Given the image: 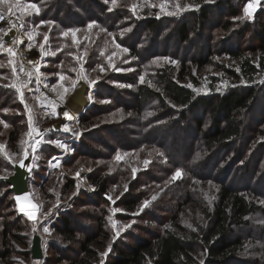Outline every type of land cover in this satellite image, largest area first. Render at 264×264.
Listing matches in <instances>:
<instances>
[{"label":"rangeland","instance_id":"1","mask_svg":"<svg viewBox=\"0 0 264 264\" xmlns=\"http://www.w3.org/2000/svg\"><path fill=\"white\" fill-rule=\"evenodd\" d=\"M97 1L107 5L111 10L116 9V11L119 10L126 15L125 18L118 20L116 29L109 31L105 29L102 23L95 20L87 22V17H92V14L87 15L84 12L89 6H91L90 11L92 13H99V9L94 3L87 6V3H89L87 0H73L70 4L74 13L69 12V8L62 7L63 13L59 16V20L57 19L58 21L45 17L41 12L39 3L19 0V4L24 9L22 13L20 8L15 7L16 0H13V11L20 17L22 16L24 22V34L22 37L24 42L18 47L14 46L17 55L11 57L16 67L17 76L12 74V65L8 63L9 55L5 53L0 56V61L4 63V67L0 68V86L5 87V85H11L17 79L19 80L18 66L21 60H30L37 56L43 60L44 85L55 84L58 80L57 73H62L70 77L71 80H76L81 71L89 80H95L96 83L89 87L83 80H80L76 89L68 93H63L62 89H59L58 92H52L47 88L45 90L46 94L43 96L41 93L44 91L41 92L35 88L31 91L21 90L23 92V102L15 97L16 100L12 98L10 104L0 105V121H3V123H0V146H3L0 147V157L4 159V163H0V176L7 174V172L14 174L15 167H20L19 161L23 159V162L29 167L20 168L26 173L28 182L27 193L36 208L35 219H28L20 211L14 193L12 191L10 193L7 192L10 186L7 188L3 183H0V241L3 237L5 223H10L9 227L6 228V240L11 249L9 255L10 264H67L68 260L63 256L64 254L59 253L60 250L67 252L69 246L76 248L77 245L71 243L66 247V242L56 232L54 226L58 217L69 211H72L73 216L75 214L79 215L75 217L79 218L76 221L78 228L75 230L78 231L76 236L80 239L86 234H94L95 228L99 223H102L107 238L99 237L97 245H94L93 248L101 258H104L105 256L102 254L112 252L114 247L118 245L122 247L124 244L133 242L136 237L147 236L151 230H157L158 223L156 224L152 221L151 214H161L160 210H166V205L174 206L176 204L175 196L172 195L173 192L175 194V191H170L169 187H172L175 182L180 180L165 184V181L169 180L175 169L181 168L169 162L171 161L169 157L175 156L176 152L172 146H169L170 141L167 140L165 142L163 140V135H157L153 130H146L144 133L141 126L143 122L139 125V120L136 119L134 114L133 93L135 87L129 80H132L138 74L137 83L140 82L139 77L141 75L144 76V81H152L154 79V70L161 66L173 64L163 60L153 63L155 57H169L177 61L178 52L181 53L188 48L190 53H192V50L196 52L197 43L193 45H178V49H174L175 39L171 38L172 35L170 33L167 34L168 29L173 25L172 21L186 19L185 15L188 12L197 9L196 4L189 0H116L115 4L112 3V0H108L107 3L104 0ZM205 1L210 6L212 5V8L218 4V0ZM238 1L240 2V0ZM242 1L244 3L241 5L240 14L237 17L244 15L243 7L247 0ZM29 3L37 5L38 14L28 8ZM261 3L264 4V0H261ZM161 4L164 5L163 8L160 7ZM189 5L195 7L188 8L187 6ZM212 8L208 15L210 23L204 22L199 25L198 41H201V45L197 54H200L209 64L197 72L199 86L194 91L203 95L220 91L226 86L234 84L235 80L231 78L232 75L227 73L225 69L236 70L237 61L227 56V52H240L244 53L245 56L251 55L249 51L251 47L248 46L250 35L245 32L242 33L244 36H238L241 30L235 25L237 20H232L234 26L230 29L237 30L236 34L222 30L221 25L225 22L227 15L226 6L222 5L219 11ZM0 9L7 11V6L0 5ZM262 9L264 10V7L257 8L252 19L245 18L242 20L252 23L256 18L257 12ZM169 13L174 14L170 15ZM77 17L79 18L78 20ZM131 18L137 24L138 21L143 23L146 19H155L161 24L160 33L162 34L156 39L153 46H150V48L146 43L143 45L145 49L149 48L150 55L142 63L140 72L134 67L136 60L130 57L129 47L132 46L133 42L128 41V35L136 27V23L132 22ZM63 20H67V24L75 22V25L61 26L59 22ZM41 21H52L53 23L41 25ZM91 22H95V24L92 28H89L88 25ZM190 23H192L191 20ZM36 25L40 26L36 28ZM196 28H198V25ZM69 29H79L75 33L77 43H73L71 33L67 37L62 35L64 31ZM125 29L131 30L125 31ZM27 31L37 33L31 42L33 48L30 51L27 48L29 40L25 35ZM45 33L48 35L47 42L44 41ZM147 38L148 34L146 33L145 40ZM42 43L44 44V51L55 52L56 54L54 56L51 54L43 55L39 47ZM117 44L127 48L128 52H122L120 48L116 47ZM101 51H103L104 55L100 54ZM109 57H111V64ZM125 60L128 63H125ZM175 64H178V62ZM111 65H115V68L122 70L116 71ZM98 66H103L105 70L101 71ZM129 68L133 70L123 71V69ZM72 69L76 70L72 71ZM63 83L65 87L70 85L68 80ZM119 85H131V87H120ZM82 87H85L83 93L84 105L81 104L82 106L79 108L75 95H78ZM8 88L14 89L11 86ZM61 93H63V99H61ZM89 93L92 94L93 101L88 100ZM103 100L110 101V103L99 102ZM25 105L31 110V127L29 126V111ZM91 105L92 107H90ZM5 109H7L6 112L4 111ZM153 109V111L157 110L155 107ZM85 110H87L86 113L84 112ZM64 111H68L75 119L64 118L62 115ZM149 111L151 112L152 109L150 108ZM81 112L85 114L82 119L86 122L83 124L80 123L81 118H78ZM128 113H131V115H128ZM192 117L193 115L187 116L192 128L191 132H188L189 137L199 140L200 135L194 129V122H192L194 119ZM197 117L207 119L204 129H208L209 116L207 114H197ZM246 117V124L249 128L246 132V139L240 145L247 148L248 151L255 148L257 143L264 141L262 140L264 137H261V139L258 137L257 141L251 143L252 145L255 142L252 146L250 145L251 148L248 142V136H252L248 134L250 127H254V134L258 131H264V101L260 109H256ZM87 120L89 121L87 122ZM5 124L8 126L5 127ZM65 124L70 128L69 132L62 131V127ZM147 126L149 129V124H145L144 128ZM77 132L81 133L78 137L75 135ZM8 136L9 140L16 138L15 141H7ZM51 136H53L52 140L66 143L74 151L66 152L54 144L46 143L51 141L48 140V137ZM123 136L128 139L125 146L121 144L123 142L121 137ZM41 137L43 138L41 139ZM35 141L40 142L35 143ZM44 143L51 144L54 147L55 154L48 156L47 153H43L41 148ZM33 145L36 148L35 152L32 151ZM141 149L143 150L141 151ZM155 149L165 154L168 163H161L162 157ZM201 149L199 146H195L193 156L190 157L189 161L188 159L186 161L189 162L190 170L198 175L199 183L205 184L207 188L205 190L202 188L192 189L191 196L199 207H210L214 195L211 192V186H209L208 181H219L215 178L214 169L218 166L222 168L232 166L234 156L229 157L227 160L225 154H222L221 157L209 155V159L208 157L202 158L204 150L202 151ZM199 150L202 152H199ZM117 151L127 152L129 155L120 161H116L114 157ZM5 153L9 154L16 163H10L5 159ZM25 155H27V159H24ZM52 157H56V160H52ZM146 159L151 161L147 168L143 164ZM57 160L60 161L59 164H57ZM204 160H206V163H204ZM207 162L209 163L207 164ZM53 165L56 166L53 167ZM29 168L31 171H29ZM133 168L138 169L135 179L132 178ZM260 168L261 171L257 177L264 175V159L260 162ZM182 170V177L186 176L185 170ZM77 172H79V176L76 175ZM93 173L112 176L111 181L113 182L107 197L111 196L116 203L125 198L123 197L125 195L124 185L127 184L128 190L126 193L132 190L133 193L138 194V199H140L138 210L127 212L116 206V203L112 204L108 198L105 202H100L94 195V186L88 180L89 175ZM159 178L163 179L160 180ZM263 184L264 182L262 183L264 192ZM121 192H123L122 196L120 195ZM153 196L156 197L154 200L152 199ZM260 198L261 201H264L262 195H260ZM146 199L151 200V204L144 208L143 211H140V206ZM160 206L164 207L161 209ZM198 206L189 205L187 209H184L185 212L180 214L181 221L188 228L192 227L194 219L199 220V216H197ZM262 206L264 207V203H262ZM115 208H119L121 211L114 212ZM156 208H160V210L157 211ZM49 209L53 210L52 213L44 217L43 214L47 213ZM133 213L138 214L133 215ZM109 217H111V220H109ZM114 222L116 223L115 228L113 227ZM129 223H131V227L120 231L117 236V231L123 225ZM250 223L251 226L244 227L238 232L246 242L247 248L242 254V259H239L234 264H264V215H254L250 218ZM43 227H48L51 235L44 233ZM34 235H38L41 239L43 257L40 260L30 257V248ZM54 247L58 251L54 250ZM68 252V254L72 255L71 250ZM198 256L201 261V252Z\"/></svg>","mask_w":264,"mask_h":264},{"label":"trees","instance_id":"2","mask_svg":"<svg viewBox=\"0 0 264 264\" xmlns=\"http://www.w3.org/2000/svg\"><path fill=\"white\" fill-rule=\"evenodd\" d=\"M29 1L39 3L43 15L55 20H59L64 7L74 13L70 4L73 0ZM189 1L195 3L197 9L188 12L185 15L187 18L182 21H172L173 25L168 29L167 34L170 33L171 38L175 39L174 49H178V45L197 43L196 52L192 50L190 53L189 48L181 53L178 52V64L158 67L154 70L152 81L145 80L143 83H137L138 74L129 80L135 87L133 93L134 114L139 120V125L143 122L141 126L144 133L146 130H153L155 134L163 135L165 142L170 141L169 146L174 148L176 154L169 157L171 160L169 162L180 166L186 172V176L175 182V186L169 187L170 191H175V194L173 192L172 195L175 196L176 204L174 206L166 205V210H160L164 207L160 206L156 210H160L161 214H151L152 221L158 223L157 230H151L147 236L136 237L133 242L124 244L122 247L120 245L114 247L112 252L104 258H101L93 248L94 245H97L99 237L107 238L102 223H99L95 228L94 234H86L80 239L76 236L78 231L75 230L78 228L76 221L79 219L75 217L79 215L73 216L72 211L60 215L54 226L56 232L66 242V247L71 243L77 245L76 248L72 246L67 248V252L71 250L72 255L60 250L59 253L64 254L63 256L68 260L67 264H201V261L203 264H234L242 259V254L247 248L246 242L238 234L239 230L251 226L250 218L254 215H264V207L260 198L262 195L264 199L262 189L264 175L257 177L261 171L260 162L264 159V141L257 143L255 148L248 151L247 148L240 145L246 139V132L249 128L246 124V116L252 114L256 109H260L264 101V10L257 12L252 23L242 19L239 22L235 21V25L241 30L238 36H244L242 33L245 32L250 35L248 46L251 47L249 50L251 55L227 52V56L237 61L236 70L225 69L232 75L231 78L235 80L234 84L226 86L220 91L203 95L194 91L199 86L197 72L209 64L200 54H197L201 45V41H198L199 25L204 22L210 23L208 15L212 5L207 4L205 0ZM87 2H89L87 6L94 3L99 9L98 14L90 11L91 6L84 11L87 15L92 14V17H87V22L95 20L102 23L109 31L116 29L118 20L126 17L121 11L110 10L107 5H103L97 0H87ZM217 3L212 9L219 11L222 5L227 9L226 20L221 25L222 30L236 34L237 30H230L234 26L232 20L240 14L244 1L218 0ZM66 21L63 20L59 23L64 27L75 25V22L67 24ZM131 21L136 23V27L128 35V41L133 42L129 47L130 57L136 60L134 67L140 72L142 63L150 55L149 48L145 49L143 45L146 43L148 47L153 46L156 39L162 34L160 33L161 24L155 19H146L143 23L138 21V24L132 18ZM197 25L198 28H196ZM146 33L148 34L147 40H145ZM15 97L18 98V95L14 89L0 86V105L10 104L12 98L16 100ZM153 107L157 110L153 111ZM150 108L153 115L145 117V114L150 112ZM84 112L86 113L87 110ZM84 112H81L78 117L81 118V124L86 122L82 119L85 117ZM197 114L209 116L208 129H204L207 119H200ZM189 115H193L194 121L192 122H194L195 131L200 135L199 140L189 137L188 132H191L192 129L187 120ZM159 120H163L165 123L156 122ZM144 123L149 124V129L148 126L144 128ZM248 134L252 135L248 136L249 146L253 141H257L258 137L260 139L264 137V131L254 134V127H250ZM52 137H48V140H52ZM15 139L9 140L8 136L7 141L13 142ZM121 140L123 141L121 144L125 146L128 139L123 136ZM195 146L204 150L202 158L208 157L209 159V155L221 157L222 154H225L227 160L234 156L232 166L225 168L218 166L214 169L215 178L219 181L213 182L215 187H210L214 195L210 207H199L191 196L192 189L202 188L205 190L207 188L203 183H196L198 175L189 168L188 161L194 154ZM41 150L48 156L55 154L51 144H42ZM201 150L199 152H202ZM204 161L206 163V160ZM0 163H4V159L1 157ZM88 180L94 186V195L100 202H105L113 182L111 181L112 176L93 173L89 175ZM0 183L9 188L5 180H0ZM7 192L10 193V189ZM124 194L125 198L119 200L116 206L127 212L137 211L140 204L138 194L133 193L132 190ZM189 205L198 206L197 216H199V220H193L194 224L191 228L184 225L180 218V214L185 212L184 209H187ZM9 225L10 223H5L3 237L0 241V264H10L11 249L6 240V228ZM54 250L57 248L54 247ZM200 252L202 254L201 261L198 256Z\"/></svg>","mask_w":264,"mask_h":264},{"label":"snow or ice","instance_id":"3","mask_svg":"<svg viewBox=\"0 0 264 264\" xmlns=\"http://www.w3.org/2000/svg\"><path fill=\"white\" fill-rule=\"evenodd\" d=\"M108 0H105V3H107ZM112 3L115 4L116 3V0H112ZM0 5H5L7 6V16H8V19H7V24H8V27L7 28H4V27H0V52H6L10 59L8 61V63L10 65H12V74L13 76H17V71H16V67H15V64L13 63V60L11 59V57H15L17 55V52L16 50L14 49L13 45L15 46H18L19 44H22L24 41L23 39H21L19 36H13L11 38V45L9 46H5V40L4 38L9 36V33L13 30V29H16L17 28V25L15 23V21L11 18L13 15H14V11H13V8H14V5H13V0H0ZM15 7L17 8H20L21 9V12L23 13L24 9L23 7L19 4V0H16V4H15ZM161 8L164 7L163 4L160 5ZM188 8H193L195 6L193 5H189L187 6ZM260 7H264V4L261 3V0H247L246 4L244 5L243 7V16L241 17H235L234 19L235 20H241V19H245V18H248V19H252L254 17V13L256 12L257 8H260ZM28 8L32 9L33 11H35L37 14L39 12V9L37 7V5L35 3H29L28 4ZM111 10V9H110ZM183 10H187V9H183ZM170 15L174 14V13H169ZM6 17H5V13L2 9H0V22H3L5 21ZM20 19L22 20V16L20 17ZM53 23L52 21H41L40 24L43 25V24H51ZM95 22H91L88 27L89 28H92L94 26ZM21 27H23V23H21L20 25ZM40 25H36L35 27L38 28ZM131 29H125V31H130ZM79 31V29H69V30H66L62 33L63 36L67 37L70 33L71 35L73 36V43H77L76 39H75V33ZM37 34V33H34V31H27L25 33V35L27 36L28 40H29V44L27 45V48L28 50L30 51L32 48H33V44L31 43L34 39V35ZM111 35V34H109ZM48 40V35L45 33L44 34V41L47 42ZM41 51H42V54L47 56L49 54L51 55H55L56 53L55 52H50V51H44V44H40L39 45ZM117 48H120L122 52L124 53H127L128 52V49L123 47L122 45L120 44H117L116 45ZM59 51V49H58ZM101 55H104L103 51H101L100 53ZM113 55H115V53H113ZM79 60V58H77ZM109 59V62L111 64V57L108 58ZM219 59V58H217ZM166 61V62H169V63H177V61L175 60H172L171 58L169 57H155L154 60H153V63H157L158 61ZM125 63H128L127 60L124 61ZM33 62L32 61H29V64H32ZM116 71H121L122 69H119V68H115V65H111ZM4 67V63L2 61H0V68ZM100 67L101 71H104L105 69L103 68V66H98ZM33 68H34V71H25V68L23 66V64H21L20 68H19V72L20 73H23V75L25 77H28L29 80L35 76L36 77V80L37 82L40 81V78L41 76L43 75L40 70H39V67L38 66H35L33 65ZM76 69H72V71H75ZM133 69L129 68V69H123V71H132ZM58 76V80L55 84H52V85H48V84H45L44 87L45 88H49L50 91L52 92H58L59 89H62L63 90V93H68V92H71V91H74L77 87V84L79 83L80 80H83L86 84L89 85V87H91L92 85H94L96 83L95 80H89L88 77L86 75L83 74V71H81V74L77 77L76 80H71L70 77L62 74V73H57L56 74ZM140 79V82L143 83L144 82V76L141 75L139 77ZM70 81V85L68 87H65V84L63 83L64 81ZM14 87L16 88L17 92L20 93L21 95V102H23V92L21 91L22 88L24 87H27V84L22 82V81H19L17 79L16 82L12 83L11 85H5V87ZM120 87H131V85H119ZM219 90V89H218ZM63 93H61V99H63ZM41 95L43 96L44 94L41 93ZM93 96L91 93H89L88 95V100L89 101H93ZM100 103H110V101H106V100H103V101H99ZM26 109H28V106L25 105ZM173 107H175V105H173ZM5 112L7 111V109L4 110ZM29 111V126L31 127V110L28 109ZM118 111H122V110H118ZM63 117L66 118V119H75L74 117H72L70 115V113L68 111H64L62 113ZM128 115H131V113H128ZM153 113L152 112H147L145 114V117H148V116H152ZM0 123H3V121H0ZM159 124H164L165 121L163 120H159L158 121ZM8 125L5 124V127H7ZM33 131H35V129H33ZM62 131L64 132H69L70 131V128L68 127L67 124L63 125L62 127ZM39 134V133H37ZM75 135L78 137L79 135H81V133L77 132L75 133ZM43 137H41L42 139ZM40 141H35V143H39ZM48 143H51V144H54L56 145L57 147L63 149L64 151L66 152H72L74 151V149L70 148L66 143H62L58 140H51V141H47ZM0 147H3V146H0ZM143 149H141L142 151ZM32 151L35 152L36 151V148L35 146L33 145L32 146ZM155 151H157L159 153V155L162 157V160H161V163H168V160H167V157L165 156V154L163 152H160L158 149H155ZM129 153L127 152H120V151H117L116 154H115V157L114 159L116 161H120L122 159H124V157L128 156ZM27 155L24 156V159H27ZM5 159H7L10 163H13L15 164L16 162L12 160V157L5 153ZM52 160H56V157H52ZM51 163V161H50ZM60 161L57 160V164H59ZM151 163V161L149 160H144L143 161V164H144V167L147 168L148 165ZM241 163H243V161H241ZM19 166L20 167H24V168H28L29 166L26 165L24 162H23V159H21L19 161ZM56 165H53V167H55ZM6 171V170H5ZM29 171H31V169L29 168ZM89 171H91V169H89ZM138 169L136 168H133L132 169V178L135 179L136 177V173H137ZM12 175V173L10 172H7V174L3 175V176H0V179H4V180H8L9 177ZM77 176H79V172L76 173ZM183 175V170L181 168H176L175 171L172 173V175L170 176L169 180L165 181V184H169L171 182H175L176 180L180 179ZM196 183H199V181H197ZM208 184L209 186L211 187H215V185L213 184V182L211 180L208 181ZM157 187H159V185H157ZM128 190V185L125 184L124 185V192H126ZM73 195H75V193H73ZM120 195L122 196L123 195V192L120 193ZM111 202L112 204H115L116 201L112 199L111 196H108L107 197ZM156 197L153 196L152 199L154 200ZM16 199L19 201L21 199L20 196H17ZM117 199H119V197H117ZM261 203H264V201H261ZM151 204V200H144L140 206V211H143L144 208L148 207L149 205ZM58 206V205H57ZM55 207V206H54ZM21 212H24V215L28 217V219L30 220H34L35 217L29 213V212H26L23 208V206H21V209H20ZM52 209H49V211L47 213H44V217H47L49 216L51 213H52ZM121 211L119 208H115L114 209V212H119ZM138 213H133V215H137ZM109 220H111V217H109ZM134 223V221H133ZM113 227L115 228L116 227V223L114 222L113 223ZM131 227V223L129 224H126V225H123L121 229H119L117 231V236L119 235L120 231L124 230V229H127ZM189 227H191V225H189ZM35 230V229H34ZM43 232L44 233H47L49 235H51V231L48 227H43ZM109 251H110V246H109ZM108 253L105 252L103 253L102 255L106 256ZM201 264H203V261H201Z\"/></svg>","mask_w":264,"mask_h":264},{"label":"built area","instance_id":"4","mask_svg":"<svg viewBox=\"0 0 264 264\" xmlns=\"http://www.w3.org/2000/svg\"><path fill=\"white\" fill-rule=\"evenodd\" d=\"M5 13V21L3 22H0V27H4V28H7L8 27V24H7V19H8V16H7V11H4ZM16 25H17V28L16 29H13L10 33H9V36L5 37L4 40H5V46H9L11 45V38L13 36H19L21 39L23 37V34H24V22H23V19L21 20L20 19V16L15 14L11 17ZM21 23H23V27H21ZM21 44H19L18 46H20ZM15 45H13L14 47ZM16 46V47H18ZM6 52H0V56L5 54ZM29 61H32L33 63L32 64H29ZM42 58L37 56V57H34V58H31L30 60H21V63H19V66H18V71H19V68L21 66V64H23L24 68H25V71H34V68H33V65L35 66H38L39 67V70L40 72L43 74V70H42ZM20 73V72H19ZM45 78L44 76L42 75L41 78H40V81L37 82L36 80V77L33 76L30 80L28 77H25L23 75V73H20L19 75V81H22L24 83L27 84V87H24L22 88L21 90H26V91H31L33 88L35 89H38L39 91H44L43 94L45 95V90L47 88H44V82ZM14 90L16 91L17 95H18V98L19 100L21 101V95L20 93L17 92L16 88H14Z\"/></svg>","mask_w":264,"mask_h":264},{"label":"water","instance_id":"5","mask_svg":"<svg viewBox=\"0 0 264 264\" xmlns=\"http://www.w3.org/2000/svg\"><path fill=\"white\" fill-rule=\"evenodd\" d=\"M85 87H82L78 95H75V99L77 102V106L80 108L82 105H84V93ZM82 104V105H81ZM5 182L10 186V191L14 193V197L16 198V195L18 193L22 192H28L27 191V177L26 173L22 171V168L16 166L15 172L12 174L11 177H9L8 180H5ZM30 257L35 260H40L43 257L42 254V247H41V239L38 235H34L32 238L31 248H30Z\"/></svg>","mask_w":264,"mask_h":264},{"label":"bare ground","instance_id":"6","mask_svg":"<svg viewBox=\"0 0 264 264\" xmlns=\"http://www.w3.org/2000/svg\"><path fill=\"white\" fill-rule=\"evenodd\" d=\"M17 196L21 197L19 201L16 199V202L18 206L20 207V209H21V206H23L26 212H29L34 216L36 214V208L34 204L31 202L28 193L27 192L18 193L16 197Z\"/></svg>","mask_w":264,"mask_h":264}]
</instances>
